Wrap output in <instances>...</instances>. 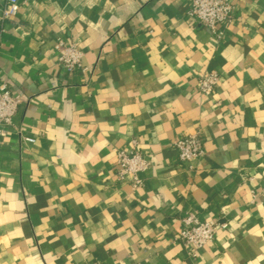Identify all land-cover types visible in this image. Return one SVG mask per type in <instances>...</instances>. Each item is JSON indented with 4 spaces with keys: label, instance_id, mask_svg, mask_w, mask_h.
I'll use <instances>...</instances> for the list:
<instances>
[{
    "label": "crops",
    "instance_id": "1",
    "mask_svg": "<svg viewBox=\"0 0 264 264\" xmlns=\"http://www.w3.org/2000/svg\"><path fill=\"white\" fill-rule=\"evenodd\" d=\"M230 2L220 38L187 0L0 11V84L20 97L0 123V264H264V0ZM195 133L203 153L180 160ZM120 150L150 161L141 185L119 178ZM188 213L227 223L194 255L175 239Z\"/></svg>",
    "mask_w": 264,
    "mask_h": 264
},
{
    "label": "built area",
    "instance_id": "2",
    "mask_svg": "<svg viewBox=\"0 0 264 264\" xmlns=\"http://www.w3.org/2000/svg\"><path fill=\"white\" fill-rule=\"evenodd\" d=\"M188 14L199 25L207 27L210 32L220 38L223 31L218 24L228 21L232 17L233 5L230 0H187ZM19 10V0H4L0 6L1 17L13 19ZM59 63L69 72L81 67L82 52L74 43H65L61 40L55 44ZM219 81V75L212 71L199 77V90L202 93H211ZM20 103L19 94L15 95L8 85L0 84V123H10L15 116ZM3 130L0 128V137ZM27 142H34L32 137H24ZM174 145L180 160H190L203 153V142L198 134L177 137ZM118 176H128L133 186L142 184L139 173L149 167L150 161L138 151L117 152ZM264 191V181L262 184ZM225 221L211 219L201 220L195 214L188 213L182 218V226L175 239L184 246H191L194 255L200 247L211 242L220 229H225Z\"/></svg>",
    "mask_w": 264,
    "mask_h": 264
}]
</instances>
